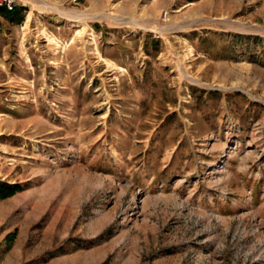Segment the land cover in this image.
<instances>
[{"label":"rangeland","instance_id":"1","mask_svg":"<svg viewBox=\"0 0 264 264\" xmlns=\"http://www.w3.org/2000/svg\"><path fill=\"white\" fill-rule=\"evenodd\" d=\"M158 4L0 10V264H264V0Z\"/></svg>","mask_w":264,"mask_h":264},{"label":"trees","instance_id":"2","mask_svg":"<svg viewBox=\"0 0 264 264\" xmlns=\"http://www.w3.org/2000/svg\"><path fill=\"white\" fill-rule=\"evenodd\" d=\"M0 10L4 14V16L10 19L11 21L20 23L24 19V14H23L24 7H17L14 10L0 8ZM22 189L23 186L20 183H10L7 181L0 180V199H4L9 196H12L15 193L21 191Z\"/></svg>","mask_w":264,"mask_h":264},{"label":"crops","instance_id":"3","mask_svg":"<svg viewBox=\"0 0 264 264\" xmlns=\"http://www.w3.org/2000/svg\"><path fill=\"white\" fill-rule=\"evenodd\" d=\"M175 2H176V0H152L150 12L152 13V15H158L159 6H160L158 3H161L162 8L166 9V8H171ZM184 6H186V4H182L181 8ZM141 10H143V9H141ZM146 10L148 11L147 8H146Z\"/></svg>","mask_w":264,"mask_h":264},{"label":"built area","instance_id":"4","mask_svg":"<svg viewBox=\"0 0 264 264\" xmlns=\"http://www.w3.org/2000/svg\"><path fill=\"white\" fill-rule=\"evenodd\" d=\"M20 0H0V8H5L8 10H14L19 4ZM168 11L164 12V17H166Z\"/></svg>","mask_w":264,"mask_h":264}]
</instances>
